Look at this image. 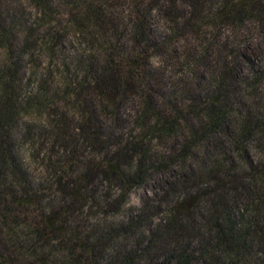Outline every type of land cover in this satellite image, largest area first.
<instances>
[{"label":"trees","instance_id":"1","mask_svg":"<svg viewBox=\"0 0 264 264\" xmlns=\"http://www.w3.org/2000/svg\"><path fill=\"white\" fill-rule=\"evenodd\" d=\"M6 1L0 264H264V61L240 71L264 0H29L30 21ZM40 50L58 54L74 127L47 74L20 94ZM48 101L47 127L24 132L33 156L46 145L34 178L15 132ZM154 174L161 191L128 209Z\"/></svg>","mask_w":264,"mask_h":264},{"label":"rangeland","instance_id":"2","mask_svg":"<svg viewBox=\"0 0 264 264\" xmlns=\"http://www.w3.org/2000/svg\"><path fill=\"white\" fill-rule=\"evenodd\" d=\"M6 2L7 4L13 2L21 3L19 7L21 8L22 13H24V18H27V20L29 21L33 19L34 9L31 7L29 0H7ZM22 30L23 26L19 25L17 27L18 37L23 32ZM38 34L37 39H40V35ZM241 39L243 40L241 50L246 58V65L243 64L240 68V71L246 72L250 66V63L256 65L264 61V27L261 28L259 26H251V28L247 30L245 37ZM64 44V52L68 55V53H71V43L68 41ZM36 54L37 56L35 55L31 60L25 59L22 63V82L19 86L21 96L25 97L29 94L38 93L37 86L39 85V82L37 81V78H41L43 74H47L45 76L47 78L43 80L44 85L46 86L48 92L55 94L54 99L57 100L56 103L58 107L61 110L68 111L67 119L71 123V126L74 127L77 124V120L76 118H74L72 110H70L67 105H65L64 101L60 100L63 91L62 88L64 86L61 82L62 77H64V71H62V68H60V66L58 65V54L53 58L54 61H52L49 65H46L47 56L43 54V51L40 50ZM4 58L5 54L2 50H0V61L4 60ZM47 66L49 67L48 69ZM49 71L51 72L50 74ZM48 104L49 107L47 106L41 111L35 112L30 120H23L22 124L18 126L15 132L18 154L24 160L25 165L29 168V171L34 178H40L41 176L44 177L45 175H48L47 172L49 169L46 166L47 164H45V160H42L40 157L36 156V152L46 149V145L45 142H42V139L38 135L35 136L36 141L34 147L36 150L33 149V156L32 154H30L32 150L31 145L27 140V137H25L24 132L27 125L30 128L34 127L35 131L37 132L47 127L48 113L50 112L51 107L50 102ZM168 178V174L152 175L144 185L136 188L131 193L127 208L132 211H136L140 207L144 198H146L147 196L153 198L155 197L156 193H159L161 191L162 186L165 185V182Z\"/></svg>","mask_w":264,"mask_h":264}]
</instances>
